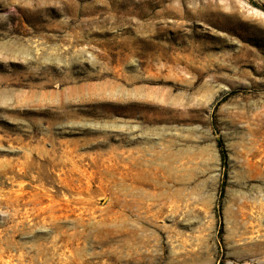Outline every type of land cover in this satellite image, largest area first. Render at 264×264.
I'll return each instance as SVG.
<instances>
[{"label":"rangeland","instance_id":"obj_1","mask_svg":"<svg viewBox=\"0 0 264 264\" xmlns=\"http://www.w3.org/2000/svg\"><path fill=\"white\" fill-rule=\"evenodd\" d=\"M261 13L0 0V264H264Z\"/></svg>","mask_w":264,"mask_h":264},{"label":"bare ground","instance_id":"obj_2","mask_svg":"<svg viewBox=\"0 0 264 264\" xmlns=\"http://www.w3.org/2000/svg\"><path fill=\"white\" fill-rule=\"evenodd\" d=\"M260 16H264V14L261 13ZM137 163V162H136ZM120 164V163H119ZM138 164V163H137ZM146 164V163H145ZM139 165V164H138ZM135 170V169H134ZM108 171V169H107ZM114 173V172H113ZM108 174V173H107ZM111 175V174H110ZM139 176V175H138ZM129 177V176H128ZM140 178V177H139ZM112 180V179H111ZM147 180V179H146ZM154 184V183H153ZM135 190H139L137 188H135ZM134 189H132V192L131 190L128 188V185H126L125 183V208L126 209H137V210H140L142 209V200L145 198L144 194L142 192H138V193H141V194H136L134 193L133 191H135ZM127 197H132V199L130 201H127ZM144 204V203H143ZM125 209V210H126ZM129 222L126 220L125 221V225H128Z\"/></svg>","mask_w":264,"mask_h":264}]
</instances>
